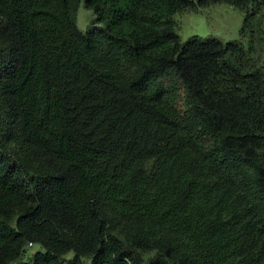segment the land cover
Here are the masks:
<instances>
[{
  "label": "trees",
  "instance_id": "16d2710c",
  "mask_svg": "<svg viewBox=\"0 0 264 264\" xmlns=\"http://www.w3.org/2000/svg\"><path fill=\"white\" fill-rule=\"evenodd\" d=\"M81 1L0 0V264H264V63L174 19L264 0Z\"/></svg>",
  "mask_w": 264,
  "mask_h": 264
},
{
  "label": "rangeland",
  "instance_id": "374dc122",
  "mask_svg": "<svg viewBox=\"0 0 264 264\" xmlns=\"http://www.w3.org/2000/svg\"><path fill=\"white\" fill-rule=\"evenodd\" d=\"M95 13L82 0L77 10V26L87 30ZM176 30L183 40L192 35L217 37L223 42L238 41L245 46L252 45L254 58L260 57L264 63V9L252 14L246 8L224 1H210L195 7L185 8L174 15ZM104 25V22L100 23ZM40 243L26 244L22 258L29 259L33 253L42 249ZM73 251L65 256L72 257ZM150 254H147L148 256ZM86 261H89L87 259Z\"/></svg>",
  "mask_w": 264,
  "mask_h": 264
}]
</instances>
